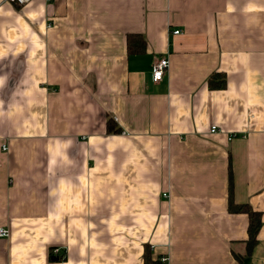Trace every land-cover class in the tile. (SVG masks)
I'll return each mask as SVG.
<instances>
[{
  "label": "crops",
  "instance_id": "0c3cea01",
  "mask_svg": "<svg viewBox=\"0 0 264 264\" xmlns=\"http://www.w3.org/2000/svg\"><path fill=\"white\" fill-rule=\"evenodd\" d=\"M229 200L264 264V0H0V264H240Z\"/></svg>",
  "mask_w": 264,
  "mask_h": 264
},
{
  "label": "trees",
  "instance_id": "16d2710c",
  "mask_svg": "<svg viewBox=\"0 0 264 264\" xmlns=\"http://www.w3.org/2000/svg\"><path fill=\"white\" fill-rule=\"evenodd\" d=\"M127 52L129 55L131 54H139L144 51L145 49V40L139 36V35H129L127 37ZM218 81H215V79ZM225 84V79L222 77L220 74H214L210 77L208 80V87L210 89H221ZM112 123L111 120H108V130H111ZM114 128V127H112ZM115 129V128H114ZM232 185L231 179H230V186ZM228 211L230 213H245L248 215L249 218V224H248V229H247V235L248 238L244 242L245 245V253L244 255L237 256L235 255V258L239 260L240 264H243L242 258L243 257H248L254 247L257 245V235L261 227V214L259 212H256L250 208L248 205H236L234 204L231 200H229L228 203ZM51 256L54 258L52 255L51 251ZM64 258L60 259L61 261ZM144 264H159L158 262L154 261L152 262L150 259H148L146 256L144 257Z\"/></svg>",
  "mask_w": 264,
  "mask_h": 264
},
{
  "label": "built area",
  "instance_id": "2783aa9c",
  "mask_svg": "<svg viewBox=\"0 0 264 264\" xmlns=\"http://www.w3.org/2000/svg\"><path fill=\"white\" fill-rule=\"evenodd\" d=\"M31 0H2L3 3H8L14 6H23L30 2ZM182 32L180 30H173L172 34L174 36L180 35ZM169 69V60L167 56L156 57L153 64H152V80L154 83H158L163 80L164 76L167 74ZM217 131L215 126L210 128V133L214 134ZM237 136L233 135L230 138H236ZM6 150V148L4 149ZM166 196L165 194L163 195ZM0 237L5 238L8 237V232L5 229H0ZM59 249L52 250L53 256H59L60 254ZM167 259L162 258L161 262H165Z\"/></svg>",
  "mask_w": 264,
  "mask_h": 264
},
{
  "label": "rangeland",
  "instance_id": "374dc122",
  "mask_svg": "<svg viewBox=\"0 0 264 264\" xmlns=\"http://www.w3.org/2000/svg\"><path fill=\"white\" fill-rule=\"evenodd\" d=\"M15 7H21V6H15ZM60 254V253H59ZM63 254H64V252H63Z\"/></svg>",
  "mask_w": 264,
  "mask_h": 264
}]
</instances>
